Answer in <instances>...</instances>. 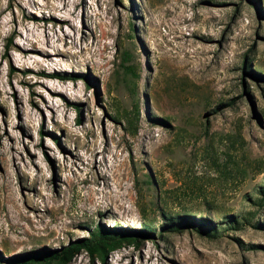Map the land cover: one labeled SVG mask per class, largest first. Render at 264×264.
I'll return each mask as SVG.
<instances>
[{
	"label": "rangeland",
	"instance_id": "374dc122",
	"mask_svg": "<svg viewBox=\"0 0 264 264\" xmlns=\"http://www.w3.org/2000/svg\"><path fill=\"white\" fill-rule=\"evenodd\" d=\"M262 189L264 0H0V264H264Z\"/></svg>",
	"mask_w": 264,
	"mask_h": 264
},
{
	"label": "trees",
	"instance_id": "16d2710c",
	"mask_svg": "<svg viewBox=\"0 0 264 264\" xmlns=\"http://www.w3.org/2000/svg\"><path fill=\"white\" fill-rule=\"evenodd\" d=\"M246 68V63H245ZM54 78L60 80H70L66 76L56 75ZM136 111L139 114V108L136 106ZM260 195L264 198V189L260 191ZM260 200V199H258ZM258 204V201L255 203ZM252 212H248L243 221L237 219L235 224L240 225L242 222H247ZM189 223V222H188ZM191 224V223H189ZM206 226L205 224H202ZM263 227V224L259 225ZM163 229L169 231H181L180 226L172 224L166 225ZM217 229L215 230V232ZM155 229H123L114 228L107 229L103 226H97L91 231L90 236L81 238L77 241L71 242L67 247L61 250H37L31 251L22 255L15 256L8 260V264H68L81 251H86L92 257H98L105 261L108 254L120 248L125 242L138 244L142 238L150 237L154 234Z\"/></svg>",
	"mask_w": 264,
	"mask_h": 264
}]
</instances>
